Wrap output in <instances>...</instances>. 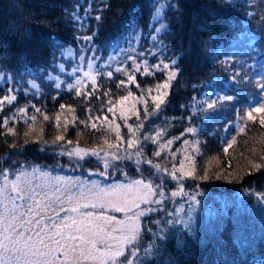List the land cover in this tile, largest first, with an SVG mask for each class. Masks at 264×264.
Masks as SVG:
<instances>
[{
	"label": "trees",
	"instance_id": "trees-1",
	"mask_svg": "<svg viewBox=\"0 0 264 264\" xmlns=\"http://www.w3.org/2000/svg\"><path fill=\"white\" fill-rule=\"evenodd\" d=\"M154 2L155 0H0V68L7 75L15 76L19 105L28 109L29 117L37 115L34 124L30 119L24 118L13 124L17 135H0V166L6 168L12 159H16L25 167H48L56 172L75 174L76 172L67 173L60 166L68 165L65 164L69 163L67 156L54 154L50 149L41 151V148H47L43 141L50 143L59 132L55 126L56 114L61 115V128L64 119L67 118L70 122L65 134L66 140L73 141L71 145H67L69 148L102 146V131L85 128L84 124L78 122L73 125L72 114L60 109L61 104L70 106L75 109L78 121L85 120L88 116L86 107L93 109V116L102 114V100L95 96L87 100L77 97L64 84L56 89L53 77L57 75L60 65H64L65 71L70 70L72 73L81 63L79 55L97 56L96 65H111L113 71L116 67L131 70L132 62L126 59L129 55L136 56L131 49L138 52L152 47L151 37L148 35L152 30L146 24L150 19V12L155 10L152 7ZM175 2L179 5L178 10L173 12L165 8L162 15V22L168 28L159 34L153 32L163 41L160 51L155 58L151 55L147 58L152 64L162 59L170 63L165 58H175L177 78L172 81L169 95L157 115L145 119L143 105L137 107L145 123L142 132L155 135L157 129H166L165 139H171L181 136L186 126L197 128L195 136L186 135L177 140L170 149H165L160 158L151 156L155 145L145 144L149 158L163 164V157L171 150L177 157L175 163H179L185 155H193L196 165L212 153L217 154L228 141L243 136L245 131L239 133L237 126L247 129L252 124L239 117L250 108L264 103V92L256 83L264 81V21L261 20L264 0H255V6L247 3V0H235V7L225 5L223 0ZM85 10L88 11V16L84 15ZM249 10L253 16L247 14ZM74 11L83 20L73 22L69 17ZM98 15L102 19L96 20ZM164 16L167 18L164 19ZM156 26L159 27V24ZM85 35L92 39L85 41ZM61 45L71 49L73 59L63 58L61 50H58ZM117 55V64H106L108 58ZM85 64L86 62L84 66ZM84 66L75 74L76 77L88 71L87 66ZM136 76L141 87L129 85V88L136 95L145 90L146 97L149 96L147 89H155L156 84L163 83L166 79L164 72L147 76L137 73ZM71 77L66 82H70ZM121 79L126 80V76L121 73H115L113 80L97 77L105 109L107 98L102 95L105 90L112 93L111 99L126 94L124 89L116 87ZM29 81L37 84L39 92L28 86ZM193 84L196 85L195 88L192 87ZM4 87L0 82V89ZM84 90H91L90 81L85 80ZM150 95H156L155 90ZM227 96L232 99L218 100V97ZM193 97L195 109L192 108ZM202 101L214 102L216 106L207 109L206 103H200ZM32 104L41 108L50 120L44 121L42 115L29 107ZM148 105L153 107L151 99L148 100ZM108 115L111 117L110 113ZM117 122L123 124V121ZM128 123L134 126L136 118L132 117ZM30 124L38 128L36 131L42 138L29 140V143L24 144V138L19 137V132L23 133ZM256 128L257 136L261 139L264 137V128ZM3 131L0 129V133ZM121 132L127 135L128 130L122 127ZM184 138L190 141L198 139L200 152L192 153L191 145L183 144ZM111 139L114 141V134ZM252 141L254 142L250 139L247 142L249 144ZM13 143L19 150L11 147ZM60 143L64 144L66 141ZM243 146L239 150L243 151ZM259 149L260 156H264V143ZM59 150L57 147L56 152ZM236 151L224 162L231 164L230 168H234L233 170L244 166V162L240 161V152L238 155L235 154ZM256 159L255 163L264 164L259 157ZM167 163L171 168V157ZM84 165L89 169L93 162L86 159ZM225 166L229 167L228 164ZM142 167L145 168L143 165ZM248 167L243 169L238 182L233 185L222 183L221 180L196 179L199 177L182 181L184 185L188 182L191 189L205 200L200 202L196 224L192 226L194 231L191 234L185 232L180 237L179 244L178 237L171 229L167 231V238L162 242L160 250V264H264V207L258 199L259 195H264V165L260 169ZM68 168L70 167L66 170ZM146 170V174L153 171L149 167ZM126 172L136 175L135 167L131 165L126 168ZM169 180L172 181L167 178V191L174 186L170 185ZM213 197L232 198V203L224 201L225 205L219 207L213 205L216 201H212V208L207 213V203L202 202ZM162 214L164 218L166 213ZM150 219L151 216L144 218L143 223L146 225ZM152 227L154 229L155 225ZM149 239L151 233L145 235V246Z\"/></svg>",
	"mask_w": 264,
	"mask_h": 264
},
{
	"label": "snow or ice",
	"instance_id": "snow-or-ice-1",
	"mask_svg": "<svg viewBox=\"0 0 264 264\" xmlns=\"http://www.w3.org/2000/svg\"><path fill=\"white\" fill-rule=\"evenodd\" d=\"M223 3L235 7V0H223ZM247 3L255 6V0H247ZM152 7L155 10L150 12V19L146 24V27L152 30L148 32L152 47L138 52L131 49L132 52H136L135 57L131 55L126 57L132 62L131 70L116 67L113 71L111 65L103 63L96 65L97 56L79 55L81 63L73 69L72 73H69V75H75L80 72L86 62L88 71L83 72L73 82H69L67 89L74 91L77 97H84L86 100L93 96L101 99L100 113L102 114L93 116V109L86 107L87 119L78 121L75 109L64 104L60 105V109L72 114L73 125L78 122L84 124L85 128L90 127L102 131L104 135L102 146L69 148L67 145H71L73 141L66 140L65 134L70 122L67 118L64 119L61 128V115L56 114L55 126L59 132L50 143L43 141L47 148H41V151L50 149L54 154L67 156L69 164L60 165L61 167L82 169L86 158L95 157L98 161L95 166L97 170L89 171V176L107 180L113 173L124 172L127 181L126 168L131 165L135 167L139 178L122 184L105 185L100 180L82 181L72 177H51L50 173L36 166L28 171L25 165L16 159H12L11 164L6 168L0 166V178H2L0 179V264H160L162 242L167 238L165 229L161 228V223L182 226L176 230L187 231L189 234L194 231L192 228L195 210L193 205L198 203L196 196L199 193H185L180 183L186 178L194 177L196 173L194 156L185 155L179 160V167H177L176 154L169 150L163 157L165 163L162 164L149 158L145 151V144L155 145L151 156L160 158L165 149H170L177 140L186 135L195 136L197 128L186 126L181 136H174L171 139H165L166 129H157L155 135L141 131L145 128V123L141 119L137 105H143L145 119L157 115L161 106L165 104V98L169 95L168 90L172 81L177 78L175 58L166 57L165 59H168L170 63L162 59L152 64L147 57L151 55L155 58L160 51V45L163 44L160 37L153 32L159 34L168 28V25L162 22L165 8L174 12L178 10L179 5L175 0H155ZM261 12V20L264 21V8H261ZM247 14L253 16L251 10ZM84 15H89L87 10ZM69 18L73 22L83 20V17L75 11ZM166 18L164 16V19ZM95 19L100 20L102 17L98 15ZM157 24L159 27L156 26ZM83 39L90 41L92 37L85 35ZM58 50H61L62 55L65 53L72 55L71 49L63 48L62 45ZM87 50L91 51V49ZM101 69L107 70L101 71ZM60 71H64L63 65H60ZM155 72H164L166 79L163 83L156 84L155 89H147L149 96H145V90H141L136 95L129 88V85H135L136 88L141 87L137 80V73L147 76ZM115 73L126 76V80L121 79L116 84L117 89H124L126 94L120 95L117 99H111L112 93L105 90L102 94L103 98H107L105 109L100 95L101 84L97 82V77H107L108 80H113ZM85 80L90 81V91L84 90ZM0 82L5 85L3 89H0V129L4 130L0 135L15 136L17 133L13 124L19 122L21 118L30 119L34 124L37 121V115L29 117L28 109L19 105L15 76L7 75L0 68ZM61 83L57 81L55 88L60 89ZM256 83L264 92V81ZM28 86L39 92L35 82L29 81ZM192 87L195 88L196 85L193 84ZM154 90L156 95H150ZM149 99L153 106L151 108L148 105ZM192 99L194 101L192 108L195 109V97ZM231 99V96L218 97V100ZM200 103H206L207 109H213L216 106L211 101ZM29 107L42 115L44 121L50 120V117L35 104ZM182 107L187 108L188 105H182ZM132 117L136 118L134 126L128 123ZM239 118L245 122H256L258 118L261 128H264V103L250 108ZM118 120L123 121V124L118 123ZM33 124L28 125V130L24 132V144L29 143V137L34 132ZM122 127L127 128V135L122 134ZM245 130L244 126H237L239 133ZM113 134L114 141L111 139ZM62 141L66 143L61 144ZM262 142H264V137H262ZM234 143V138L228 141L223 151L227 153ZM183 144L191 145L192 153L200 152L198 139L190 141L184 138ZM11 147L19 150L15 143ZM22 147L23 145L20 146ZM57 147L60 149L58 153L56 152ZM169 157L172 162L170 169L165 166ZM260 159L264 161V156ZM186 162L192 166L186 168ZM142 165H148L153 171L146 174L147 170ZM252 167L260 169L262 165L253 163ZM12 176L15 178H10ZM167 178L177 184V191H172L170 197L167 192ZM202 178H207L206 172ZM37 179L42 182L34 183ZM178 194L188 196L189 206L186 219L180 217V213L184 211L183 205L174 211H169L165 207V202L170 198H175ZM258 199L264 200V195ZM172 202H175L174 199ZM142 205L144 207H141ZM112 213H121L123 219H117ZM153 213H166L171 219L162 221L159 216H152ZM150 216L151 219L147 224H143L141 218ZM152 225H155L154 229ZM147 233H151V239L145 246L144 240ZM177 242L178 244L181 242L180 238Z\"/></svg>",
	"mask_w": 264,
	"mask_h": 264
},
{
	"label": "rangeland",
	"instance_id": "rangeland-1",
	"mask_svg": "<svg viewBox=\"0 0 264 264\" xmlns=\"http://www.w3.org/2000/svg\"><path fill=\"white\" fill-rule=\"evenodd\" d=\"M136 54V52H134ZM63 58H68L67 60L69 59H73L71 57V55H68V54H63L62 55ZM80 62V60H79ZM118 62V55L117 56H114L112 58H108L107 61H106V64H117ZM64 66V65H63ZM117 66V65H116ZM86 67V64L85 66ZM69 73H71V71H60V66H59V69H58V73L56 76L53 77L54 81H60L62 82L61 84H64V86L69 83V82H66L67 81V78L69 76H72L71 77V80L70 82H73L77 77L76 75H69ZM53 76V75H52ZM67 76V77H65ZM49 78V77H47ZM46 78V80H47ZM257 107V106H255ZM258 118L256 120V122H252L250 121V124H252V126L248 127L246 130H245V133L243 136L239 137V138H236L235 139V143L233 144L232 148L229 149V151L227 153H225L223 151V148L226 146H224L223 148H220L219 152L217 154H214L212 153V155H210V157H205L203 160L199 161L200 163L199 164H196V173L194 175L193 178H196V177H199V178H196V179H200L204 176L205 172L207 173V179H200V180H221L222 183H226L228 185H233V184H236L238 181L237 179L239 178L240 173L243 171V169L247 166L249 167H252V164L256 162V158H260V149H259V146H261L264 142H262V138L260 139L259 136H257V130L258 128L256 127H260V125L258 124ZM253 128V129H252ZM38 128L34 127V132L31 133L30 137H29V140H37L38 138H42V137H39L40 134H38V132L36 131ZM28 130V127L25 129V131ZM24 131V132H25ZM24 132L22 133L21 131L19 132V137H22L24 138L25 140V137H24ZM250 139H253L254 142H249L248 144V140ZM244 145V146H243ZM251 145V146H249ZM259 145V146H258ZM242 146L244 147V150H239L242 148ZM71 147V146H70ZM237 150V151H236ZM235 152V154H238L239 155V152L241 154V157H240V161L243 163L244 162V166H240V167H236L237 169L233 170L234 168H230L232 167L231 164H229L228 162L227 163H224L225 162V159L228 158L229 156H232V154ZM86 159H90L92 162H93V165H91V167L88 169L85 167V165L83 164V168L82 169H73L72 167L68 168L69 170H72L73 172H76L75 174H66V173H63V172H56V171H53V169L51 168H48V167H40L43 171H46L48 173L51 174V177H57V176H60V177H72V178H75V179H79V180H82V181H91V180H100L102 184H105V185H108V184H113V183H126V182H130L131 180L133 179H137L139 178L137 173L136 175H131V174H128L127 173V181L125 180V174L124 172H121L120 174L118 173H113L111 175V177L107 180H103L102 178L100 177H97V176H89L88 175V172L89 171H96L97 168L95 167L97 164H98V161L96 160L95 157H88ZM230 161L232 159H229ZM154 162H158L157 160L155 161V159H153ZM95 163V165H94ZM165 163V162H164ZM240 163V162H239ZM65 164H69L68 162H66ZM225 164L229 167H226ZM247 165V166H246ZM264 165V164H263ZM262 165V166H263ZM145 166V169H147L148 165H143ZM169 169H170V166L168 163H166V165ZM176 166L179 167V163H176ZM192 165L191 164H186V168H190ZM31 167H28L26 166L25 168L28 170V171H31ZM38 167V166H36ZM102 167V165H101ZM234 167V166H233ZM248 167V168H249ZM63 170H66L67 167H62ZM252 169H254L252 167ZM177 175H179V173H177ZM217 176V177H216ZM220 176L222 177V179H220ZM210 177V178H209ZM215 177V178H214ZM12 179H14L15 177L12 176L10 177ZM2 179V178H0ZM236 179V180H235ZM37 182H42L40 181L39 179H37L36 181H34V183H37ZM169 182L171 183L170 185H173V188L170 189L168 192V195L170 197V193L172 191H177V184L175 181H170ZM183 187H184V191L185 193H188V194H191L192 193V189H191V185H189V183L187 182V185H184V183H182V181L180 182ZM195 192V191H193ZM258 197H261V195H259ZM174 199L175 202H172V200ZM232 198H216V197H213L212 199H206V200H209V201H206V202H202V203H207L206 206H205V209H206V212L208 210H210L212 207V201H216V202H213V205L214 206H219V207H223V205H225L224 201L228 202V203H232L230 202ZM196 200L198 201L197 204L193 205L194 207V212H193V221L194 223L192 224L195 225L196 224V215L197 213L199 212V208L201 207L200 206V202L202 200H205L201 197H199L198 195L196 196ZM260 201V204L264 207V200H261L259 199ZM258 201V203H259ZM181 205H183V208H184V211L180 213V217L182 218H187V209H188V196L185 195V194H178L175 198H172V199H169L168 201L165 202V207L167 208V210L169 211H174L177 207H180ZM141 207H144L143 205ZM209 207V208H208ZM208 213V212H207ZM210 214V213H209ZM112 215H115L117 217V219H123V215L121 213H112ZM159 215H162L160 218L163 220H167V219H171V217H168L167 214L166 216L163 218V214L162 213H153L152 216H159ZM144 218L146 217H143L141 218L142 219V223L144 221ZM145 224V223H143ZM161 228H164L166 233L167 231H169L171 229L172 233L180 238L184 235L185 232L187 231H177L176 229L177 228H180L182 226H173V225H165L164 223H161Z\"/></svg>",
	"mask_w": 264,
	"mask_h": 264
},
{
	"label": "bare ground",
	"instance_id": "bare-ground-1",
	"mask_svg": "<svg viewBox=\"0 0 264 264\" xmlns=\"http://www.w3.org/2000/svg\"><path fill=\"white\" fill-rule=\"evenodd\" d=\"M67 173H73L72 170H65ZM77 172V171H76Z\"/></svg>",
	"mask_w": 264,
	"mask_h": 264
}]
</instances>
